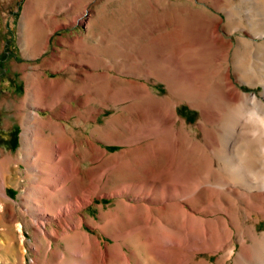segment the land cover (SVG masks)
Returning a JSON list of instances; mask_svg holds the SVG:
<instances>
[{
  "label": "bare ground",
  "instance_id": "bare-ground-1",
  "mask_svg": "<svg viewBox=\"0 0 264 264\" xmlns=\"http://www.w3.org/2000/svg\"><path fill=\"white\" fill-rule=\"evenodd\" d=\"M140 1H25L24 55L39 54L63 22L88 30L60 36L64 49L43 64L13 65L25 89L13 101L22 157L0 159V258L9 264H27L22 227L31 231L30 264H264V230L256 227L264 219V5L147 0L155 14L176 6L208 22L205 33L173 41L170 57L193 64L181 77L111 55L113 23L127 21ZM92 2L96 10L82 16ZM235 30L236 39L223 34ZM46 67L66 75L49 76ZM150 76L165 82L164 95L151 90ZM182 100L198 108L201 136L177 113ZM97 139L123 147L109 152ZM10 180L22 188L18 199L7 193ZM95 195L111 200L86 217Z\"/></svg>",
  "mask_w": 264,
  "mask_h": 264
},
{
  "label": "rangeland",
  "instance_id": "rangeland-1",
  "mask_svg": "<svg viewBox=\"0 0 264 264\" xmlns=\"http://www.w3.org/2000/svg\"><path fill=\"white\" fill-rule=\"evenodd\" d=\"M1 1L2 0H0V159L7 152H10L16 158L18 156V158L20 159L22 157V153L19 149L22 146L20 143V134L22 132V127L20 125V122L15 118L13 111L15 103L13 101L24 94L25 80L21 77V72L18 69H13V65L15 64V62H28L33 65L43 64L45 58L52 52H54L56 48L61 50L64 49V45H62V43L59 41L60 36L73 37L79 34L84 35L88 28L86 27L87 25L84 22H76L73 25H67L66 22H63L61 26L56 28L49 35L46 47L39 54H36L34 56H27L22 53V48L20 47L19 42V22L26 0ZM177 1L182 2V0ZM203 3L204 2L197 1L194 5L195 7L206 6V4L204 3L203 5ZM252 4L253 6H261L264 5V0L247 1V5ZM133 5L134 6L131 10V16H129L130 18L127 19V21L124 16H117L115 20L116 23H113L114 26L112 35L115 43L114 45L116 46H114L113 48L114 51H111V55L120 62L124 63L126 61L125 64L128 65H130L129 63H135L139 66H142V68L144 67L146 70L154 73L160 72L162 70V73L168 75L171 72L177 70L180 72L181 77L185 76L184 74H182V72L184 69H189L191 66H193V64L190 62L192 60L187 59V64L184 63V65L182 66L183 62H181L180 60L175 61V57H170L173 54H171V52L169 53V51L173 48V41L177 39L176 37L178 35H183V37H186L188 39L193 38L195 35V30L198 28H201L205 33L208 30V22L205 20L201 21L197 18L196 15H194L193 12L186 9L184 10L181 8H177L176 6L171 8L159 9V13L155 14L149 6L147 0H143V2L140 1L136 5ZM95 7V2L89 4L88 9L84 11V14L82 16L86 17L88 14L93 13L92 10H96ZM207 9L215 12V10L211 7H208ZM59 16L61 18L64 17L62 15ZM96 29L98 28L96 27ZM240 33L241 31L238 30H235L229 34L223 32L225 36H231L232 39H236V36ZM155 41L158 42L155 43ZM163 70H166L167 73ZM44 71L49 76L66 75V73H64L62 70L52 71L50 67L44 68ZM175 76L177 75L175 74ZM150 78L151 82L149 84L151 85V90L157 94L164 95L167 91L165 82L155 79V77L153 76H150ZM180 79L182 78H178V80ZM236 84L239 87L241 86V88L245 89L246 91L259 92V90L261 89V87L251 88L245 86L244 84ZM28 107L36 109L40 114L50 113V110H48L47 108L36 106V104L33 102L28 103ZM176 110L180 118L186 121L188 128L201 136L200 130L197 126L200 119V112L198 108L195 106H191L187 101L182 100L177 104ZM111 111L113 112L114 110L108 109L105 112L101 113L99 115L98 121L100 123L104 122L105 117L112 113ZM60 120L63 122L66 121L63 118H60ZM93 125V121H88L86 123V127L84 128V131L90 133ZM157 127L161 129V131L159 130L160 134H164V128L161 127V125H158ZM96 142L104 148H107L109 152L119 150L123 147L119 143H105L104 141L99 139H97ZM83 163L84 166L90 164L89 161H84ZM16 164V162L13 163V165ZM19 165V168L24 167L22 164ZM13 174L17 175L19 173L15 172ZM13 180H10V183H8L7 193L11 198L13 197L15 199H18V195L22 188H17L15 186L17 183L16 181L15 183H13ZM20 180L21 183L26 182L21 177ZM110 200V196L95 195L93 197V201L87 203L82 208L84 216H97L100 208L97 203L102 202L104 208H107L108 205L106 204ZM83 225L88 230L96 229L94 226L84 221ZM256 227L259 230H264L263 218H260L256 222ZM1 228L2 227L0 226V229ZM22 231L23 233H25V236L23 235V243L26 249L24 253L26 263L30 264L31 257L34 255L32 249L30 248V242L32 240L31 231L30 229L28 230L25 227H22ZM0 236V240H2L3 236L1 234ZM0 264L9 263L1 259Z\"/></svg>",
  "mask_w": 264,
  "mask_h": 264
}]
</instances>
